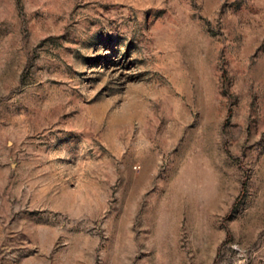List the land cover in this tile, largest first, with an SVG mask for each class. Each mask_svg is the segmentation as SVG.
<instances>
[{
  "label": "rangeland",
  "instance_id": "rangeland-1",
  "mask_svg": "<svg viewBox=\"0 0 264 264\" xmlns=\"http://www.w3.org/2000/svg\"><path fill=\"white\" fill-rule=\"evenodd\" d=\"M0 264H264V0H0Z\"/></svg>",
  "mask_w": 264,
  "mask_h": 264
}]
</instances>
